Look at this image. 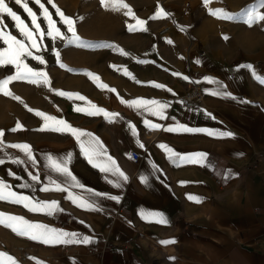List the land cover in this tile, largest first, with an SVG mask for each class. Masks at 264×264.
<instances>
[{"label": "crops", "instance_id": "0c3cea01", "mask_svg": "<svg viewBox=\"0 0 264 264\" xmlns=\"http://www.w3.org/2000/svg\"><path fill=\"white\" fill-rule=\"evenodd\" d=\"M209 9L223 8L218 0L207 6L203 0H143L141 13L125 8L127 15L112 18L113 25L125 30L122 37L111 39L114 47L96 46L91 52L66 46L63 41L62 51H55L59 56L53 49L46 51L45 65L32 57H21L33 71H43L49 83L17 80L5 86L10 95L0 92V131L5 133L0 139L5 144L27 143L37 163L6 161L0 165V178L17 194L34 201H57L63 211L49 216L0 201V213L90 235L96 242L76 244L74 251L63 252L57 245L32 241L0 225V252L13 257L16 264H52L48 254L58 256L56 264H72L69 258L76 264H86L87 260L98 264H264V84L253 79L246 67L251 65L264 77V41L248 38L246 30L240 28L227 33L228 20L210 15ZM165 23L169 29L159 33ZM11 35L22 40L18 34ZM25 44L33 56L43 54L28 41ZM8 47L2 43L0 52ZM237 66L245 67L237 70ZM15 73L13 65H0V79ZM205 78L216 83L205 82ZM192 80L201 85L204 99L197 106L185 107L179 97ZM217 90L247 103L207 94ZM59 92L72 95L60 96ZM133 100L168 104V119L151 116L143 106L129 108L128 102ZM94 108L103 109L108 118L104 113L88 115ZM38 111L97 137L126 174L122 187L106 183L104 176L113 178L88 164L71 134L39 130L52 122L37 117ZM145 119L162 128L150 130L143 123ZM17 123L20 129L10 131ZM127 123L135 127V137ZM177 124L226 130L234 137L163 130ZM161 144L177 154L206 156L199 164L185 161L177 166L158 147ZM129 149L139 153L138 160L127 156ZM5 151L24 159L19 150ZM68 152L72 153L69 169L85 188L119 195L120 202L98 199L104 211L90 212L75 207L65 199V192L41 191L53 187L49 180H63L46 166V157L51 155L59 162ZM238 153L242 155H235ZM153 166L159 171L153 172ZM9 170L20 179L9 176ZM227 170L233 178L224 180ZM29 171L39 176V183L19 188L21 183H32ZM142 175L147 184L141 183ZM71 191L89 196L80 189ZM189 194L203 197V201L191 202ZM141 210L163 213L169 222H146L138 214ZM67 212L72 221L65 225ZM172 239L176 242L167 246L160 243ZM97 245L102 247L95 250ZM21 246L27 249L20 250Z\"/></svg>", "mask_w": 264, "mask_h": 264}, {"label": "snow or ice", "instance_id": "6c2138e0", "mask_svg": "<svg viewBox=\"0 0 264 264\" xmlns=\"http://www.w3.org/2000/svg\"><path fill=\"white\" fill-rule=\"evenodd\" d=\"M36 4L39 5L41 12L40 17L46 22L47 29L46 35L50 37L53 41L60 39L66 42V46H79V47H92L94 45L90 44L89 42L82 41L77 35L73 27V19L65 16L59 8H56V14L60 17V22L64 24L67 28V32L71 33V36H68L61 32V29L56 27L55 22L53 21L51 15L47 8L44 7L43 4L40 3V0H34ZM49 3L52 0H48ZM211 0H203L205 6H207ZM15 3L23 8L24 12L27 16L31 19L32 28L31 30L25 25V22L21 19V17L13 11L11 7L5 3V0H0V25L3 24V15H6L14 22V27L19 31L20 35L24 38V40H18L15 36L0 33V40L3 41L5 45L9 47L4 51L0 52V65H13L16 69L15 75H8L3 79H0V92H2L5 96H9L10 93L6 90V85H8L11 81L17 80H26L31 83H39L43 82V84L47 85L49 81L47 80L46 74L43 71H33V69L29 68L26 64L23 63L21 57H32L40 64H44L45 61L40 55L33 56L32 51L26 46L25 40L31 43L33 47L37 46L36 39L34 37L36 34H39L41 38L45 35V33L41 30V25L37 22L38 17L33 12V10L29 7L28 3L24 2V0H15ZM101 4H105V0H101ZM261 6H264V0H260ZM121 8H127L126 4L120 3L118 5ZM55 7V5H53ZM255 6H252V9L246 13V19L244 23L248 26H252L258 21H264V15H260L259 13L254 11ZM128 13H126L127 15ZM209 14L217 17L227 19L229 21L235 19L234 14H228L222 9H209ZM137 23H143V21H138ZM129 30H132L131 27ZM99 47L110 48L114 47L110 44H99L95 45ZM53 53L59 56L58 53H55V49L53 48ZM61 67H64L62 64ZM245 66H237V70L239 68ZM248 70L251 72L253 79H255L258 83L264 84V77L258 75L253 69L251 65L246 66ZM87 75L91 76V73H87ZM95 79V77H92ZM184 79H189L188 77H184ZM205 82L216 83V81L211 80L210 78H205ZM158 88H163V85H156ZM221 89L223 86H220ZM111 92L112 90L109 89ZM170 91V90H169ZM207 94L217 96L220 98H227L236 100L239 103H247V101L239 100V98L233 96L231 93L217 90L212 91ZM58 95L60 96H71V93H64L59 92ZM15 99H19V97H14ZM79 99L83 100L84 98L81 96ZM123 103V101H122ZM144 107V111L149 113L151 116L158 117L161 120L168 119L165 115V110L169 107L168 104L162 103L157 100L145 101V100H133L128 102V107ZM158 106V107H156ZM76 111H83V109H76ZM100 113H104L105 119L108 118L109 114L105 112L103 109L94 108V111H89L88 115H97ZM206 115L208 113L205 112ZM35 115L37 117H42L45 122H52L51 125H46L45 128H41L39 130H51L60 133L67 132L71 134L79 146L80 153L84 159L87 160L88 164L91 165L93 168L98 169L102 174H110L113 179H110L107 175L104 176L106 183L110 186L120 189L122 187V183L127 181L126 174L120 169L117 165L116 161L107 154L106 149L104 148L103 144L100 140L95 137L92 133L83 131L77 128L72 127L68 123H66L63 119H57L51 115H45L42 112H36ZM112 117H115V113H111ZM112 122V121H109ZM143 123L146 127L150 130L161 129L162 125L151 123L149 120H143ZM127 127L130 130L133 137L136 136V129L131 123H127ZM20 129V124L17 123L16 126L10 131L15 132ZM163 130L168 132H184V133H195V132H203L209 136L214 138H232L234 134L229 131H217V130H208V129H201V128H190L184 126L182 124H177L175 127H163ZM5 135L3 131H0V138ZM139 147L143 148L142 144H138ZM165 154L167 159L170 162L176 163L179 166V163H183L185 161L192 162V163H201L204 159L206 154L204 153H195V154H177L173 149H171L167 145H158ZM16 149L23 155L24 159L16 158L10 154H8L5 149ZM237 156L242 154H235ZM72 153L68 152L65 154V157L62 158L59 162L54 159L51 155L46 157L48 164L47 167L50 168L51 171L59 174L63 177L62 182L58 183L56 180H49L48 183L51 184L53 187H43L41 191H50L55 190L58 192H65L67 193L65 199L69 200L75 207L80 208L84 211H95V212H103V207L97 202L98 199H108L114 201L116 203L120 202L121 197L119 195L102 193L99 191H95L93 189H87L85 186L79 182L77 177L70 171L69 164L71 161ZM131 158V156H129ZM7 162H11L15 165H23L25 163H30L35 165L37 161L34 158L33 150L27 143H10L5 144L2 139H0V165H4ZM179 162V163H177ZM155 166H153V172H158ZM8 175L13 177L14 179H20V177L16 176L11 170H9ZM219 175V174H218ZM28 176L32 183H21L18 187L21 189H29L33 187V184L39 183V176L37 174H33L32 172H28ZM233 178V174L231 170H227L224 173L223 179L228 180ZM141 183L147 184V177L140 176L139 177ZM71 189H80L82 191H87L89 193L88 197H84L82 195H78L71 191ZM5 190H7V194H5ZM191 202L200 203L203 201V197H199L193 194H189L187 196ZM0 201L9 202L16 205H22L25 209L32 213L38 214H46V215H53L57 212H62L58 205L57 201H34L30 199L29 196L23 194H17V192L11 190V186L5 181L0 178ZM141 219L145 220L146 222H155L159 224H167L169 221L165 217L163 213L160 212H144L140 211L138 213ZM83 223V222H81ZM0 225H3L6 228L11 229L12 232L17 234L18 236L27 237L32 241L40 242L44 245L48 246H55V245H72V244H82L84 246H89L94 244L95 238L82 234L75 231H68L63 229H57L55 227H50L44 225L43 223L39 222H30L24 217L16 216V215H6L4 213H0ZM90 227V226H89ZM174 239L167 240V241H160L162 245L167 246L168 244L175 243ZM5 258L7 264H16V261L13 257L6 253L0 252V264H5ZM72 260V264H76L74 258H69ZM174 259V258H170Z\"/></svg>", "mask_w": 264, "mask_h": 264}, {"label": "rangeland", "instance_id": "374dc122", "mask_svg": "<svg viewBox=\"0 0 264 264\" xmlns=\"http://www.w3.org/2000/svg\"><path fill=\"white\" fill-rule=\"evenodd\" d=\"M24 2L28 3L29 7L37 15V22L41 25V30L45 33L43 38H41L39 34H36L34 37L37 42L35 49L38 52H43V54L40 53L38 55L43 58L45 65L47 61L46 51L52 50L55 46V51L61 52L64 45L63 40L57 39L53 41L46 35V22L40 17L41 9L34 0H24ZM218 2H220L223 8L222 10L228 14L235 15V19L231 21L228 20V26L224 29L227 33L237 32L240 28L241 30H246L248 38L264 41V21H258L252 26H248L244 23L246 13L252 9V6H255V12L264 15V6H261L260 0H218ZM5 3L21 17L25 25L31 30V19L24 12L23 8L17 5L15 0H5ZM40 3L47 8L56 27L60 28L61 32L68 36H71V33L67 32L66 26L60 22V17L56 14V8H59L65 16L73 19V27L76 35L78 37L83 36L81 39L82 41L94 45L92 47H83L84 50L93 52L96 47L95 45L110 44L112 38H118V36L122 37V35L125 34L124 28L113 25L115 21H113L112 18L119 19L126 14L125 8H121L118 5L120 3L126 4L129 10L138 14L141 13L143 0H105L104 5L101 4V0H52L51 3H49L48 0H40ZM53 5H55V7H53ZM2 19L3 24L0 25V33L10 35L15 33L24 40L19 31L14 27V22L9 17L3 15ZM161 27L162 24L160 25V28ZM2 43L3 41L0 40V46H2Z\"/></svg>", "mask_w": 264, "mask_h": 264}, {"label": "built area", "instance_id": "2783aa9c", "mask_svg": "<svg viewBox=\"0 0 264 264\" xmlns=\"http://www.w3.org/2000/svg\"><path fill=\"white\" fill-rule=\"evenodd\" d=\"M169 24H163L162 27L159 30V33H164L169 29ZM204 99V91L202 90L201 85L196 81L192 80L185 88L181 96L179 97V101L181 104L185 107H194L199 105L203 102ZM127 156H131V159L138 160L139 159V153L135 149H129L127 152ZM72 221V216L69 212L65 215V225L69 224ZM58 251L63 252H70L74 251L76 248V244L72 245H57ZM102 246H94V249L97 250ZM20 250L27 249V247H19ZM47 259L50 260L52 264H56L58 262V256L54 254H48ZM86 264H98L97 262L93 260H87Z\"/></svg>", "mask_w": 264, "mask_h": 264}]
</instances>
